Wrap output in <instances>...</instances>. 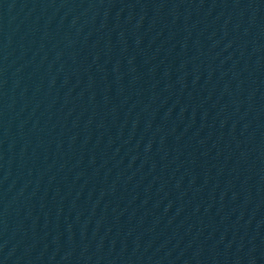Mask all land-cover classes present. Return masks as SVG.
<instances>
[{"label": "water", "instance_id": "1", "mask_svg": "<svg viewBox=\"0 0 264 264\" xmlns=\"http://www.w3.org/2000/svg\"><path fill=\"white\" fill-rule=\"evenodd\" d=\"M0 264H164L102 0H0Z\"/></svg>", "mask_w": 264, "mask_h": 264}]
</instances>
